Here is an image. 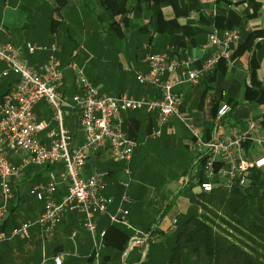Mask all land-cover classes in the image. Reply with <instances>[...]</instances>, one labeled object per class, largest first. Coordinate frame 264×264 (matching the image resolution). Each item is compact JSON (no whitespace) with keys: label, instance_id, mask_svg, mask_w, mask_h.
Listing matches in <instances>:
<instances>
[{"label":"crops","instance_id":"1","mask_svg":"<svg viewBox=\"0 0 264 264\" xmlns=\"http://www.w3.org/2000/svg\"><path fill=\"white\" fill-rule=\"evenodd\" d=\"M254 1L259 4L255 13L251 2L242 0H166L156 9L164 19L175 18L180 26L171 35H167L154 31L156 13L153 7L147 9L144 0H111L117 4L118 9L122 8L124 11L114 18L118 22L117 31L110 28L111 19L100 0H69L60 8L59 15L53 13L57 6L55 0H0V44H10L19 51L21 60L36 70L47 62L51 52L36 50L29 53L26 44L46 48L54 45L55 56L63 68L65 78L61 92L68 102L76 92L74 72L67 68L70 62L82 69L89 83L102 94L114 97L127 94L135 99L149 100L155 97L154 91L149 86L140 85L135 75L147 72V54L168 53L182 46L183 53L177 56L192 59L193 67H199L211 54V50L202 49L210 31L236 29L241 35L240 44L253 42L252 51H246L237 59L226 62L225 72H217L213 83H209L206 75L197 86L181 85L174 89L181 101L179 112L187 123L202 128L207 137L214 113L224 99H229L233 105L242 102L243 87L249 84V61L252 53L259 63L256 77L259 81L264 79V34L254 37V33L264 32V0ZM90 3L97 14L94 15L89 10ZM235 12L239 15L236 16ZM234 15L239 20L235 28ZM215 19H221L224 28H219ZM52 20L56 21L55 25L51 23ZM72 24H77L82 29L89 26L93 31L88 39L85 37L75 40L70 34ZM74 50L78 51L77 55L71 57ZM128 64L133 65L132 71L123 69ZM3 68L4 65L0 63V69ZM11 78L17 79L14 75L8 76L1 81L0 88ZM249 105H255L256 110L248 107ZM67 112L77 118L78 122V129L72 138L75 146L79 144L83 134L79 128L78 114L71 110ZM34 115L36 120L48 123L50 129H56L46 103H38L34 107ZM261 116V106L241 104L231 109L226 122L234 125L232 122L235 119V125L243 127L247 120H259ZM65 117L63 125L68 130ZM155 123L154 113L149 114L145 110L126 113L123 130L137 142L129 163H113L109 151L102 150L92 154L85 165L84 178L93 171L108 173L103 194L113 200L109 213H114L118 208L123 193L131 200V203L122 206L128 211L127 222L130 228L110 223L107 216L95 217L97 231L106 232L98 261L91 257L93 243L82 227V214L70 212L63 217L48 241L41 242L38 239V228L33 226L29 230V239L2 242L0 264H54L52 258L55 256L62 257V264H166L172 247V240L169 238L172 232L169 227L174 219L177 220L178 216L185 215L190 210L191 202L187 195L189 189L192 194L199 191L192 184L183 185L186 174L177 179L180 186L176 192L178 198L173 197L167 205L154 204L149 191L153 185L161 184L157 178L159 163L164 159L163 153L173 145L194 154L191 150V134L178 118H171L162 128L160 138L150 139L148 135ZM179 128H183V131ZM38 139L45 145L49 144L45 132H41ZM151 141L153 143L149 144ZM7 155L13 165H17L23 156L13 153ZM139 157H143L140 167ZM61 170V164H57L52 171L57 175ZM47 173L44 168L28 166L18 179L9 180L13 198L8 203V209L10 213L14 210L8 224L16 227L26 222H35L41 215L44 205L30 196L29 190L37 183L44 184ZM65 193L66 185L60 183L54 199L61 200ZM196 209L199 213L200 208ZM11 229H7V232ZM135 233L148 236V248L135 247L126 253ZM186 264L194 263L193 260H188Z\"/></svg>","mask_w":264,"mask_h":264},{"label":"built area","instance_id":"2","mask_svg":"<svg viewBox=\"0 0 264 264\" xmlns=\"http://www.w3.org/2000/svg\"><path fill=\"white\" fill-rule=\"evenodd\" d=\"M240 41L241 35L236 29H213L202 47L204 51L211 50V54L199 67H193L192 59H182L170 53L147 54V72L135 75L140 85L149 86L154 91L155 97L149 100L135 99L127 94L115 97L102 94L89 83L82 69L70 62L67 68L74 72L76 93L69 102L61 92L64 74L55 56L54 45L46 48L26 44L29 53L36 50L51 52L47 62L36 70L26 65L19 51L10 44H0V63L4 65L0 69V83L10 75L17 77V82L0 104V223L8 217V203L13 198L10 179H18L28 166H62L59 174L48 171L45 183H37L29 190V195L44 205L41 215L35 222L23 223L7 233L0 232V244L12 239H29V230L33 226L38 228V239L48 241L67 213L79 212L83 217L82 227L92 239L91 257L98 261L106 232L97 231L95 217L107 216L110 223L130 228L128 211L122 206L131 200L123 193L118 208L109 213L113 200L103 194L108 173L93 171L84 178L83 171L89 157L102 150L109 151L113 163H129L137 147V142L123 130L125 114L129 112L145 110L155 114L156 123L148 135L150 139L160 138L162 128L172 117L184 123L191 134V150L195 154L192 167L183 179L184 186L192 184L199 192L209 193L216 188L249 185L254 171H264V126L260 119L247 120L243 127L228 124L226 117L231 107L222 102L205 137L202 128L187 123L179 112L181 101L174 92L181 85L197 86L214 71L219 61H230ZM77 52L74 50L71 57ZM123 69L132 71L134 67L128 64ZM40 102L46 103L50 109L56 129H50L45 121L36 120L34 107ZM64 108L79 117L83 137L75 146L70 132L63 125ZM41 132H45L48 145L38 139ZM7 151L23 155L17 165L9 162ZM60 183L66 185V193L56 201L54 196ZM176 225L174 219L169 231L174 232ZM147 239V235L135 233L126 253L135 247L147 249ZM52 260L54 264H62L61 256Z\"/></svg>","mask_w":264,"mask_h":264},{"label":"trees","instance_id":"3","mask_svg":"<svg viewBox=\"0 0 264 264\" xmlns=\"http://www.w3.org/2000/svg\"><path fill=\"white\" fill-rule=\"evenodd\" d=\"M55 1L57 6L53 13L59 15L60 8L69 0ZM100 1L111 19L110 28L117 31L118 22H115L114 18L119 13L123 14V9H118L117 4L111 0ZM165 1L144 0V3L147 9L150 10L153 7L156 13V21L153 24L154 31L171 35L180 26L175 18L164 19L156 9ZM242 1L251 2L254 13L257 12L259 4L254 0ZM235 15L239 14L235 12ZM235 15L233 17L234 28L239 23ZM215 21L219 28H224L225 25L221 23V19H215ZM51 23L55 25L56 21L52 20ZM263 34L264 32L254 33V37ZM252 47L253 42L239 44L232 52L230 60L237 59L246 51H252ZM183 49L184 47L179 46L177 50L168 53L181 55ZM225 65L226 61H219L214 71L207 74L209 83L214 82L217 72H225ZM258 68V60L252 53L249 61V84H245L243 87L242 102L234 103V105L229 99H224L223 102L227 103L231 109H235L241 104L261 106L260 122L264 126V79L263 81L257 79ZM16 82L17 79L11 78L0 88V104L4 95ZM67 111L70 110L63 109V116L67 118L66 125L74 138L78 129L77 118L71 116V113ZM232 123L235 125L237 121L234 119ZM8 153L11 152L7 151L6 154ZM53 168L46 167L44 169L52 171ZM187 195L191 207L185 215L177 217L176 229L169 237L172 240V247L166 264H186L188 260H193L194 264H264V171H254L250 183L246 187L216 188L209 193L198 192L197 194H192L189 189ZM197 207L200 208L199 213ZM13 210L11 213L9 212L5 221L0 223V232H7V229L14 227V225L8 224Z\"/></svg>","mask_w":264,"mask_h":264},{"label":"rangeland","instance_id":"4","mask_svg":"<svg viewBox=\"0 0 264 264\" xmlns=\"http://www.w3.org/2000/svg\"><path fill=\"white\" fill-rule=\"evenodd\" d=\"M89 7L91 9L94 8L91 3L89 4ZM92 14H97V10L93 9L91 10ZM107 22V21H106ZM106 28H108L106 24ZM65 28L63 27L62 30ZM91 31L93 29L91 27H86L82 29L77 24H72L70 27V34L73 35L75 40H81L85 39V37H88L91 35ZM59 36L60 38L62 37ZM101 35V34H100ZM248 107H251L256 110L255 105H249ZM232 120V118H230ZM181 131H183V128H179ZM153 143L152 141L149 142V144ZM153 145V144H152ZM164 154V159L160 161V165L158 166V172L159 177L157 178V181H160V185H153L151 187V190L149 191L150 195H152V200L155 205L161 206V205H167L169 201L173 199V197H179V195L176 194L177 191H179V180H177L180 176H185L189 169L192 167L193 164V158L194 154L191 152H188L185 148H180V146H173L171 145ZM143 160V157H139V167L141 164V161ZM190 162H192L190 164ZM190 166V167H189ZM146 184V183H145ZM154 188V190L152 189ZM150 243V242H149Z\"/></svg>","mask_w":264,"mask_h":264}]
</instances>
